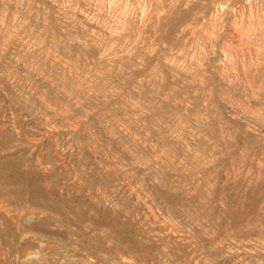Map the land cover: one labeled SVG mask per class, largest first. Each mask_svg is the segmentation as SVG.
Wrapping results in <instances>:
<instances>
[{"label":"rangeland","instance_id":"1","mask_svg":"<svg viewBox=\"0 0 264 264\" xmlns=\"http://www.w3.org/2000/svg\"><path fill=\"white\" fill-rule=\"evenodd\" d=\"M0 264H264V0H0Z\"/></svg>","mask_w":264,"mask_h":264},{"label":"clouds","instance_id":"2","mask_svg":"<svg viewBox=\"0 0 264 264\" xmlns=\"http://www.w3.org/2000/svg\"><path fill=\"white\" fill-rule=\"evenodd\" d=\"M37 251L39 252V254L33 256L32 259L36 260V261H41L44 253L41 250H39V249Z\"/></svg>","mask_w":264,"mask_h":264},{"label":"bare ground","instance_id":"3","mask_svg":"<svg viewBox=\"0 0 264 264\" xmlns=\"http://www.w3.org/2000/svg\"><path fill=\"white\" fill-rule=\"evenodd\" d=\"M235 25H236V24H235ZM7 165H8V164H7ZM10 165H11V164H10ZM15 168H16V167H15ZM26 176H27V175H26ZM36 177H37V176H36ZM5 181H6V180H5ZM18 183H19V182H18ZM135 196H136V195H135ZM156 222H157V221H156ZM247 242H248V241H247ZM247 242H246V243H247ZM239 244H240V243H239ZM236 248H237V247H236ZM238 250H239V249H238Z\"/></svg>","mask_w":264,"mask_h":264}]
</instances>
